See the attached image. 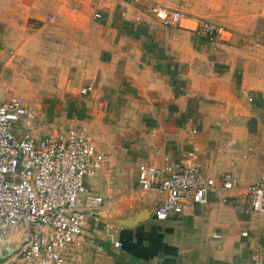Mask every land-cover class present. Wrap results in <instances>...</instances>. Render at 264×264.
<instances>
[{
  "label": "crops",
  "instance_id": "1",
  "mask_svg": "<svg viewBox=\"0 0 264 264\" xmlns=\"http://www.w3.org/2000/svg\"><path fill=\"white\" fill-rule=\"evenodd\" d=\"M92 3L94 13L83 12L85 18L65 28L81 36L76 78L53 94L60 100L48 101L47 128L36 112L40 135L69 126L108 156L85 180L86 192L103 198L99 222L87 218L76 260L67 264H250L256 253L264 264V215L251 210L246 193L264 174V52L240 40L243 30L224 29L222 22L229 10L236 18L264 16V0ZM155 5L190 18L164 27L151 11ZM40 8V0H0V36L9 27L17 35L40 32L43 26L29 21L44 17ZM201 19L218 31L204 33ZM57 32L48 25V33ZM14 53L0 44L2 100H23L18 94L25 93L20 80L6 86ZM164 158L197 163L215 179L207 204L155 218L158 195L141 189L140 175L143 166H161ZM225 173L233 177L230 190L221 188ZM20 237L4 246L12 255L0 264H18Z\"/></svg>",
  "mask_w": 264,
  "mask_h": 264
},
{
  "label": "built area",
  "instance_id": "2",
  "mask_svg": "<svg viewBox=\"0 0 264 264\" xmlns=\"http://www.w3.org/2000/svg\"><path fill=\"white\" fill-rule=\"evenodd\" d=\"M153 12L164 27L190 18L179 9L155 7ZM199 27L208 34L218 31L204 21ZM2 68L0 55L1 241L21 234L18 264H67L76 260L87 218L99 222L103 198L87 193L85 180L105 166L108 156L69 126L40 135L32 107L17 96L1 99ZM90 89H81V94ZM163 160L161 166H143L140 175L141 189L158 195L155 218L178 216L188 204H207L209 193L217 189L215 179L205 177L197 163ZM221 188H233L232 174L223 175ZM246 193L251 210L264 215V174L246 187ZM114 246L119 248L120 243ZM250 264H262L259 254L252 255Z\"/></svg>",
  "mask_w": 264,
  "mask_h": 264
},
{
  "label": "rangeland",
  "instance_id": "3",
  "mask_svg": "<svg viewBox=\"0 0 264 264\" xmlns=\"http://www.w3.org/2000/svg\"><path fill=\"white\" fill-rule=\"evenodd\" d=\"M40 3V11L44 17L29 21L34 26H43V29L38 33L27 32V34L17 35L11 33L12 29L9 27L0 36L1 40H4V43L0 42V44L13 48L15 52L5 72L6 86L11 88L14 81H21L20 88L25 93L16 94L20 95L25 103L38 112L42 121L41 125L47 128L48 101L51 99L60 100L53 94L57 93V90L64 89L66 86L64 83L72 82L76 78L77 67L82 62L80 54L83 53V48L82 43L79 42L81 36L75 31L65 28L71 27L79 17L85 18L83 12L87 13L91 10L94 13L95 4L92 3V0H40ZM155 7L157 5L151 9L152 13ZM192 14L203 15L193 11ZM223 15L225 18L222 22L228 27L221 24L220 26H224V29L230 31L243 30L239 35L240 40L248 45H256L264 52V16L236 18L235 13L231 10ZM52 16H55V20L49 21L52 20ZM68 16L72 20L64 21L63 18ZM231 16L233 17L229 18ZM18 21V19L15 20V22ZM201 21L203 20L201 19ZM12 23L13 20L6 18V24L11 25ZM48 25H53V28L58 29V32L48 33ZM74 27L75 25H73ZM1 237L0 235V251L7 243H15L13 235L8 238L6 243L1 241Z\"/></svg>",
  "mask_w": 264,
  "mask_h": 264
},
{
  "label": "water",
  "instance_id": "4",
  "mask_svg": "<svg viewBox=\"0 0 264 264\" xmlns=\"http://www.w3.org/2000/svg\"><path fill=\"white\" fill-rule=\"evenodd\" d=\"M2 250H3L2 252H4V253H2V256L0 257V263H2L3 261H5L6 259H8V257L10 255H12L11 252L8 250V248H6V249L4 248ZM15 252H18V249H16Z\"/></svg>",
  "mask_w": 264,
  "mask_h": 264
}]
</instances>
